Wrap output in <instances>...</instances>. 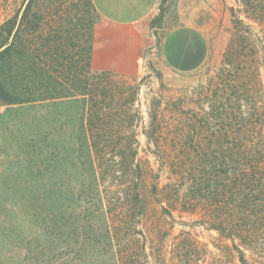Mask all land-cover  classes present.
<instances>
[{
	"label": "trees",
	"instance_id": "16d2710c",
	"mask_svg": "<svg viewBox=\"0 0 264 264\" xmlns=\"http://www.w3.org/2000/svg\"><path fill=\"white\" fill-rule=\"evenodd\" d=\"M23 1L26 7L22 17L17 14L0 26L2 68L17 47L35 0ZM92 40L93 34L90 63ZM239 50L228 52L226 64L233 69L220 75L207 109L174 119L171 151L163 146V125L156 112L145 124L143 134L148 144L156 147L158 157L172 160L166 187H173L172 198L184 208L201 210L211 229L232 239L240 264H264V53L261 56ZM45 57L47 63L52 61L51 54ZM34 69L36 79L43 80L37 86L42 97L32 98V91L19 92L10 82L12 77L4 72L0 73V106L30 104L57 111L47 117L44 134L32 141L33 147L38 143L46 151V172L52 171L57 153L51 149L60 148L75 157L74 170L81 174L79 178H88L78 180L77 189L57 190L58 184L53 181L47 185L48 200L57 203L54 207L51 204L52 225L43 230L38 255L48 264H57L63 258L84 264L136 263L138 255L131 249V240L136 241L134 230L146 213L143 191L152 170L144 169L137 159V128L144 118L135 109V97L125 87L126 77L90 68L84 80L81 74L61 66ZM70 113L73 115L68 117ZM66 119L75 131H65ZM159 150H163L162 155ZM152 191L159 192L158 184H153ZM58 200L66 205V211L71 210L60 226L54 222L55 217L66 211L61 206L55 208ZM76 209L84 212L83 217L86 211L91 220L102 223L98 228L91 224L85 239L88 246L78 250L73 249L76 231L66 228ZM62 228L67 231L62 233ZM100 229L106 234H100ZM63 236L66 251L61 249ZM33 240L38 241L37 235ZM140 250L146 252L144 245ZM33 258L35 262L40 259Z\"/></svg>",
	"mask_w": 264,
	"mask_h": 264
},
{
	"label": "rangeland",
	"instance_id": "374dc122",
	"mask_svg": "<svg viewBox=\"0 0 264 264\" xmlns=\"http://www.w3.org/2000/svg\"><path fill=\"white\" fill-rule=\"evenodd\" d=\"M223 2L224 16L211 32L210 57L200 69L190 73L172 71L156 53L146 63L141 76L122 75L126 77L128 93L135 97V109L144 118L137 128V159L144 169L152 170L146 177L143 191L146 213L142 224L134 230L136 241L131 240L134 241L131 249L136 250L138 261L129 264H240L232 239L211 229L201 210L184 208L172 198L173 187L166 188L170 183L172 160L158 157L156 147L150 146L143 134L145 124H149L151 115L156 112L163 125V146L171 151L174 119H185L190 113L207 109L220 75L233 69L226 64L228 52L233 49L235 54L240 49L242 53L255 51V54L263 55L264 0ZM175 6L176 0H162L158 13L152 18V32L158 41L174 24ZM25 7L23 0H0V26L17 14L21 18ZM99 19L100 14L92 0H35L17 47L5 67L0 64V73L11 76L10 82L19 92H34L32 98L42 97L37 86L43 80L42 77L36 79L34 67L47 65L60 69L61 66L81 74L85 80L86 71L92 68L90 44L93 27ZM46 54H51L52 61L46 62ZM263 59L262 56V63ZM262 73L264 75V63ZM56 112L41 105L0 106V264H48L38 255L43 230L52 225L50 213L54 211L55 200H48L45 193L47 185L53 181L58 184L57 190L60 187L71 190L77 189L78 180L88 179L85 176L79 178L81 174L74 170L75 157L60 148L51 149L57 153L52 171L46 172V151L38 143L33 147L32 141H38L44 134L47 117L52 113L55 116ZM70 115L73 114L68 117ZM65 131H75L70 127V121L66 122ZM159 151L162 155L163 150ZM155 183L159 186L157 194L152 191ZM64 194L69 193L64 191ZM59 201L55 208L61 206L65 212L66 205L62 206L63 202ZM70 212L66 211L63 216L57 212L54 222L60 226L61 219L67 218ZM71 214L73 218L66 228L70 230L71 227V231L77 233L73 249L86 248L88 228L91 224L98 228L102 223L91 220L86 211L83 217L81 209ZM61 231L67 230L62 228ZM99 232L106 234L102 229ZM36 235L38 241L33 240ZM60 243L61 249L66 251L65 236ZM141 245H144L145 253L140 250ZM35 256L41 258L35 262ZM247 256H250L249 252ZM57 264L84 263H72L63 258ZM86 264L100 263L90 261Z\"/></svg>",
	"mask_w": 264,
	"mask_h": 264
},
{
	"label": "crops",
	"instance_id": "0c3cea01",
	"mask_svg": "<svg viewBox=\"0 0 264 264\" xmlns=\"http://www.w3.org/2000/svg\"><path fill=\"white\" fill-rule=\"evenodd\" d=\"M92 1L100 14L93 27L92 69L132 77L141 76L156 53L172 71L200 69L225 11L223 0H176L174 24L158 41L151 21L162 0Z\"/></svg>",
	"mask_w": 264,
	"mask_h": 264
}]
</instances>
